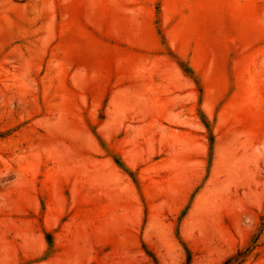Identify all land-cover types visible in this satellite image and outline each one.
Returning <instances> with one entry per match:
<instances>
[{"label":"rangeland","instance_id":"rangeland-1","mask_svg":"<svg viewBox=\"0 0 264 264\" xmlns=\"http://www.w3.org/2000/svg\"><path fill=\"white\" fill-rule=\"evenodd\" d=\"M264 264V0H0V264Z\"/></svg>","mask_w":264,"mask_h":264},{"label":"trees","instance_id":"trees-1","mask_svg":"<svg viewBox=\"0 0 264 264\" xmlns=\"http://www.w3.org/2000/svg\"><path fill=\"white\" fill-rule=\"evenodd\" d=\"M241 258H243V256L241 254H237L235 258H230L225 264H239L241 262Z\"/></svg>","mask_w":264,"mask_h":264}]
</instances>
